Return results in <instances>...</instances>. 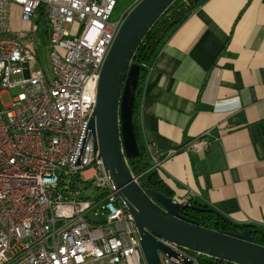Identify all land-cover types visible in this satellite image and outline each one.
Segmentation results:
<instances>
[{"label":"built area","instance_id":"built-area-1","mask_svg":"<svg viewBox=\"0 0 264 264\" xmlns=\"http://www.w3.org/2000/svg\"><path fill=\"white\" fill-rule=\"evenodd\" d=\"M141 1L117 13V0H0V264H148L90 127L103 64ZM14 6L22 22H34L31 32L12 28ZM43 6L50 71L37 67ZM210 138L206 132L188 149L205 151ZM146 147L151 169L175 154ZM158 241L179 255L159 250L161 264H200L196 253Z\"/></svg>","mask_w":264,"mask_h":264},{"label":"crops","instance_id":"crops-1","mask_svg":"<svg viewBox=\"0 0 264 264\" xmlns=\"http://www.w3.org/2000/svg\"><path fill=\"white\" fill-rule=\"evenodd\" d=\"M140 119L146 144L175 151L159 171L176 200L264 228V0L199 7L153 65ZM206 132L207 150H189Z\"/></svg>","mask_w":264,"mask_h":264},{"label":"water","instance_id":"water-1","mask_svg":"<svg viewBox=\"0 0 264 264\" xmlns=\"http://www.w3.org/2000/svg\"><path fill=\"white\" fill-rule=\"evenodd\" d=\"M175 1L142 0L122 23L98 83L97 105L90 122L96 138L95 151L100 152L119 200L135 219L148 264H161L159 250L174 261L179 259L158 238L224 264H264V247L256 243L250 228L233 224L237 230L225 233L199 226L181 215L180 210L204 212V208L168 198L155 190H144L129 167L128 160L139 155L133 110L140 67L134 58L148 33ZM209 211L223 218L215 210Z\"/></svg>","mask_w":264,"mask_h":264},{"label":"trees","instance_id":"trees-1","mask_svg":"<svg viewBox=\"0 0 264 264\" xmlns=\"http://www.w3.org/2000/svg\"><path fill=\"white\" fill-rule=\"evenodd\" d=\"M207 1L209 0H176L148 33L134 58V63L140 67V78L133 110V125L139 147V155L134 159H129L128 164L133 176L138 178L139 185L144 190H155L172 199H175L176 190L166 183L159 170L151 169V159L146 147L147 144L144 140L140 119L141 98L147 77L163 47L167 44L172 35L188 20V18ZM130 7L131 3L125 8V10H128ZM117 10L118 5L116 12ZM37 23L40 30L42 26H48L47 13L44 6L38 10ZM46 32V41H43V43L49 44L48 30ZM189 204L204 208L205 211L198 212L193 209H182L180 210V214L195 221L199 226L225 233L237 230L231 222L221 218L216 213L210 212L209 210L211 209L207 206L195 203L192 199ZM247 227L251 228L253 231V238L256 243L264 247V228L254 226ZM194 255L197 257L200 264H224L221 260L205 255Z\"/></svg>","mask_w":264,"mask_h":264},{"label":"rangeland","instance_id":"rangeland-1","mask_svg":"<svg viewBox=\"0 0 264 264\" xmlns=\"http://www.w3.org/2000/svg\"><path fill=\"white\" fill-rule=\"evenodd\" d=\"M130 0H117L118 3V10L117 12H122L125 10V8H127V6L129 5ZM19 13L15 14L13 12L12 15V27L15 31H19V32H31V29L34 26V22L30 23V22H22L20 19V8L18 7ZM49 30L48 27L46 26H42L41 30H40V34L36 37L37 40H43L46 41V31ZM23 43H26V40L23 41ZM29 48H32V46H28ZM48 49H49V44H43L40 47V62L38 63V65L42 66L44 70L50 71V64L48 61ZM36 67V66H34ZM17 92H19V89L15 88L11 91H9V93L4 94L1 96V103L3 105H7L10 103L11 101V96H14ZM95 192V190H88L85 192V196H91L93 193Z\"/></svg>","mask_w":264,"mask_h":264}]
</instances>
